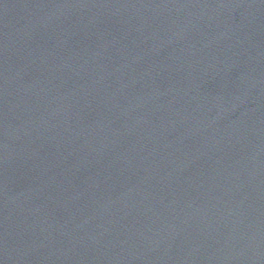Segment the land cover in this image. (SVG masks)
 Segmentation results:
<instances>
[{"label":"water","instance_id":"95a60500","mask_svg":"<svg viewBox=\"0 0 264 264\" xmlns=\"http://www.w3.org/2000/svg\"><path fill=\"white\" fill-rule=\"evenodd\" d=\"M0 264H264V0H0Z\"/></svg>","mask_w":264,"mask_h":264}]
</instances>
